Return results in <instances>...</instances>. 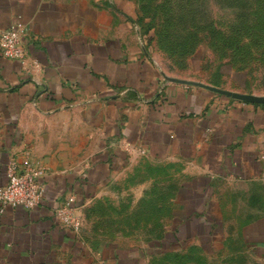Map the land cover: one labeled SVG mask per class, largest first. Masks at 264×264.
<instances>
[{
    "label": "crops",
    "instance_id": "0c3cea01",
    "mask_svg": "<svg viewBox=\"0 0 264 264\" xmlns=\"http://www.w3.org/2000/svg\"><path fill=\"white\" fill-rule=\"evenodd\" d=\"M136 18L134 0H0V31L19 24L28 57L25 69L0 56V185L12 158L45 168L40 203L0 213V264H151L137 247L83 240L53 214L73 195L84 215L140 158L179 166L164 253L197 245L227 264H264L263 201L236 251L217 192L262 184L264 100L241 96L230 65L219 76L163 72Z\"/></svg>",
    "mask_w": 264,
    "mask_h": 264
},
{
    "label": "rangeland",
    "instance_id": "374dc122",
    "mask_svg": "<svg viewBox=\"0 0 264 264\" xmlns=\"http://www.w3.org/2000/svg\"><path fill=\"white\" fill-rule=\"evenodd\" d=\"M134 2L141 40L163 72L180 77L192 71H200L201 77L219 76L230 65L241 79V92L264 97V0ZM178 169L175 164L137 160L108 193L85 207L78 236L91 244L137 247L146 252L151 264H227L222 254L206 253L197 245L164 253L171 244L166 235L176 224ZM261 183L232 181L218 187L233 250L245 248L242 224L257 208L262 210L257 203L264 204V176ZM240 254L238 260H250Z\"/></svg>",
    "mask_w": 264,
    "mask_h": 264
},
{
    "label": "built area",
    "instance_id": "2783aa9c",
    "mask_svg": "<svg viewBox=\"0 0 264 264\" xmlns=\"http://www.w3.org/2000/svg\"><path fill=\"white\" fill-rule=\"evenodd\" d=\"M137 27H139L138 24ZM142 44L144 45L143 42ZM0 56L16 59L26 69L28 57L19 24L13 23L0 31ZM38 66L39 63L34 61L32 67ZM44 173L45 168L34 163L28 156L21 161L10 159L7 164V182L0 185V213L7 206L24 209L37 206L43 198L44 188L40 178ZM53 214L63 227L78 235L83 213L80 207L74 204L73 195L60 200Z\"/></svg>",
    "mask_w": 264,
    "mask_h": 264
},
{
    "label": "water",
    "instance_id": "95a60500",
    "mask_svg": "<svg viewBox=\"0 0 264 264\" xmlns=\"http://www.w3.org/2000/svg\"><path fill=\"white\" fill-rule=\"evenodd\" d=\"M243 98L246 99H253V100H264V98H259V97H254V96H249V95H241Z\"/></svg>",
    "mask_w": 264,
    "mask_h": 264
},
{
    "label": "trees",
    "instance_id": "16d2710c",
    "mask_svg": "<svg viewBox=\"0 0 264 264\" xmlns=\"http://www.w3.org/2000/svg\"><path fill=\"white\" fill-rule=\"evenodd\" d=\"M139 18H136V23L138 24L139 23V20H138ZM138 26H139V24H138Z\"/></svg>",
    "mask_w": 264,
    "mask_h": 264
}]
</instances>
